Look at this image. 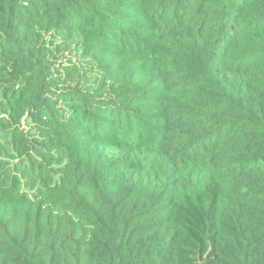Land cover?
<instances>
[{"label": "trees", "instance_id": "1", "mask_svg": "<svg viewBox=\"0 0 264 264\" xmlns=\"http://www.w3.org/2000/svg\"><path fill=\"white\" fill-rule=\"evenodd\" d=\"M0 264H264V0H0Z\"/></svg>", "mask_w": 264, "mask_h": 264}]
</instances>
